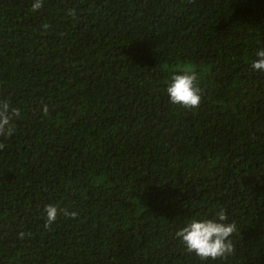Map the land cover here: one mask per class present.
<instances>
[{"label":"trees","instance_id":"obj_1","mask_svg":"<svg viewBox=\"0 0 264 264\" xmlns=\"http://www.w3.org/2000/svg\"><path fill=\"white\" fill-rule=\"evenodd\" d=\"M33 3L0 0V264H264V0ZM221 208L235 253L202 261L176 232Z\"/></svg>","mask_w":264,"mask_h":264},{"label":"clouds","instance_id":"obj_2","mask_svg":"<svg viewBox=\"0 0 264 264\" xmlns=\"http://www.w3.org/2000/svg\"><path fill=\"white\" fill-rule=\"evenodd\" d=\"M43 7V0H34L32 11ZM74 14V13H73ZM47 30L50 25H43ZM253 70L264 72V48L258 49L256 59L251 65ZM198 73L194 70L184 69L183 74H174L171 83L166 91L170 98V103L180 105L184 108H198L202 96L198 86ZM44 115H48V107L44 106ZM20 116V109L13 108L7 100H0V136L11 137L15 130L14 119ZM5 145L0 143V150ZM46 222L45 229L55 223L61 211L72 219L78 217L77 212H68L60 209L56 205H47L44 209ZM229 219L226 210L221 208L213 218L198 219L192 218L185 227L176 232V237L180 238L185 250L194 253L200 260L227 259L235 253V246L231 237L237 232L235 221L227 222ZM20 238L25 237V233L19 234Z\"/></svg>","mask_w":264,"mask_h":264}]
</instances>
